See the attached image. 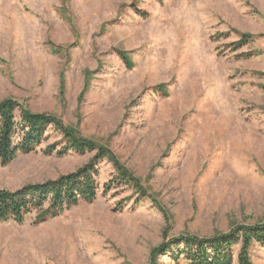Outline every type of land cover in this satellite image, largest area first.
Returning a JSON list of instances; mask_svg holds the SVG:
<instances>
[{"label":"rangeland","instance_id":"obj_1","mask_svg":"<svg viewBox=\"0 0 264 264\" xmlns=\"http://www.w3.org/2000/svg\"><path fill=\"white\" fill-rule=\"evenodd\" d=\"M240 34L253 41L232 52ZM5 99L109 148L149 197L134 206L118 189L44 223H0V264H182L160 252L173 239L264 221V0H0ZM46 135L0 165V190L54 180L93 156H46L64 145L53 128ZM98 170L101 186L113 168ZM249 255L264 264L259 245Z\"/></svg>","mask_w":264,"mask_h":264},{"label":"trees","instance_id":"obj_2","mask_svg":"<svg viewBox=\"0 0 264 264\" xmlns=\"http://www.w3.org/2000/svg\"><path fill=\"white\" fill-rule=\"evenodd\" d=\"M252 41V36L240 34L238 41L231 43L228 48L237 52ZM50 47L54 53L60 52L52 45ZM116 53L126 68L131 69L130 56L123 51ZM252 54L239 53L237 58L250 59ZM157 89L166 95L163 85ZM49 127L61 135L64 145H48L42 151L44 155L64 157L93 153V156L73 172L54 180L27 184L16 191L0 190V223L12 221L22 225L31 215L34 216L35 224L44 223L80 203L91 204L99 195L107 196L118 189L132 192L125 202L132 201L134 206L149 197L145 186L120 164L109 148L80 135L72 126L64 125L57 116L33 113L25 102L13 99L0 102V165L5 167L19 156L35 153L47 141L46 131ZM103 161L112 165L113 173L100 186L98 166ZM124 203L117 202V209L122 210ZM252 244L264 249V221L253 226H236L228 233L208 239L179 237L170 241L160 252L169 253L174 263L233 264L234 251L237 249V264H252L249 255Z\"/></svg>","mask_w":264,"mask_h":264}]
</instances>
